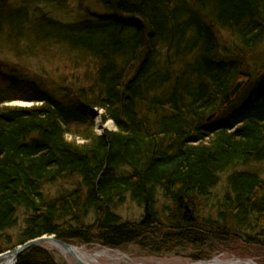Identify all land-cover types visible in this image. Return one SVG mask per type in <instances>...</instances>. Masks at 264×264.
<instances>
[{"label":"trees","instance_id":"obj_1","mask_svg":"<svg viewBox=\"0 0 264 264\" xmlns=\"http://www.w3.org/2000/svg\"><path fill=\"white\" fill-rule=\"evenodd\" d=\"M263 44L264 0H0V49L72 66L53 87L0 66V254L44 235L193 261L264 251ZM92 109L115 128L97 134ZM16 264L57 262L37 245Z\"/></svg>","mask_w":264,"mask_h":264},{"label":"rangeland","instance_id":"obj_2","mask_svg":"<svg viewBox=\"0 0 264 264\" xmlns=\"http://www.w3.org/2000/svg\"><path fill=\"white\" fill-rule=\"evenodd\" d=\"M93 9L97 10V12H103V9L101 6H92ZM70 15L67 16V19L69 17H74L78 12L76 10L67 9L66 11ZM220 41L222 45H226L225 43L231 42L230 37L227 35H224L220 37ZM229 46V45H227ZM48 59L45 58H37L35 64V68L33 67H26L23 65V60L17 58V53L9 50V49H0V64L7 66V70H11L14 68H17V71L27 73L28 75H32L35 77H39L40 80H44V84H49L52 87L54 86L52 83H59V77L61 75L59 74H66L67 72L70 73L72 70V66L70 69L64 68V64L62 63V60L55 56L51 57L50 53H48ZM253 57L257 61V68L260 69L264 63V44L252 52ZM39 60H42V62L45 64L46 69L48 70V73L52 75V77L48 76L50 79H43L44 76L40 73V62ZM89 65V64H87ZM21 66V68H20ZM253 67V66H252ZM255 67V66H254ZM255 67V68H256ZM57 68V69H56ZM251 68V67H250ZM264 70V68L262 69ZM260 70L259 72H262ZM258 71V70H257ZM70 75V74H69ZM45 78V77H44ZM75 82H78L79 80L73 79ZM71 81V79H69ZM9 106H20V107H30L32 104L30 102H24V101H13L8 103ZM236 105V103H235ZM231 109V106L229 107ZM217 116H220L218 114ZM95 131L97 133H101L102 129L94 124ZM112 129V128H107ZM63 187V186H62ZM120 214L122 217H126L127 219H133L137 217L140 214L139 211L134 207L133 205L127 204L123 209H121ZM72 246H82L83 250L89 254L94 253H102V251H105L106 255H102L96 259L97 264H191L195 263L196 261H193L189 258L191 253L188 250L182 251L177 250L170 252L168 254H157V255H150L149 252L137 247L136 245H129L124 250H113V249H105L103 247H100L98 245L89 244H79V243H71ZM42 246L45 250L52 253V255L55 258V261L57 264H75L73 259L69 255L63 254L62 251L52 247L49 244H42ZM238 245H229L225 251V249L222 248V246L217 247V250L220 249L221 252L218 254H213L211 257L209 256L207 259L198 260V261H209L211 259L217 258L220 261H223L225 264H264V251L260 250H252L249 247L246 246H238ZM236 248V250H235ZM223 250V251H222ZM235 252V253H233ZM200 253V252H198ZM197 253V254H198ZM125 258H124V257ZM234 262V263H233ZM236 262V263H235ZM96 264V263H93Z\"/></svg>","mask_w":264,"mask_h":264},{"label":"bare ground","instance_id":"obj_3","mask_svg":"<svg viewBox=\"0 0 264 264\" xmlns=\"http://www.w3.org/2000/svg\"><path fill=\"white\" fill-rule=\"evenodd\" d=\"M23 65H24V63H23ZM6 67L7 66H4V70H6V71H17V68H14V69H11V70H7L6 69ZM28 67H32L31 65L30 66H28ZM20 68H21V66H20ZM34 68V67H33ZM19 72V71H18ZM42 74V73H41ZM240 82V81H239ZM233 88L234 87H232L231 88V90L230 91H232L233 90ZM242 89V87L240 88V90ZM239 93V91L235 94V96L232 98V99H234L235 97H236V95ZM234 106H231V109L230 108H228L227 109V113L228 112H231V110H232V108H233ZM90 113H91V117H92V121H93V123L95 124L96 123V125L98 126V127H100L101 129H102V132L101 133H103L105 130H107V128H112L111 130H113L114 128H115V126H114V123L111 121V120H104L103 119V113L101 112V111H99V110H97V109H92L91 111H90ZM220 119V116H216L215 114H212V115H210V116H208V118H207V122L208 123H213V122H215V121H217V120H219ZM95 128V127H94ZM108 130H110V129H108ZM97 133V132H96ZM101 133H97V134H101ZM45 236H47V235H45ZM53 237V236H52ZM44 244H48V243H44ZM40 245H42V244H40ZM49 245H51V244H49ZM52 247H54V248H56L54 245H51ZM82 246H72L71 247V251H72V253L75 255V257L78 259V260H80L83 264H93V263H96L97 264V262H96V259L98 258V257H100V256H102V255H106L107 256V254H106V252L105 251H102V253L100 252V253H94V254H89V253H87V252H85L84 250H83V248H81ZM56 249H58V250H60V251H62L63 252V254H65V255H69L68 253H64V251L62 250V249H60V248H56ZM106 249V248H105ZM108 250V249H107ZM70 257H71V255H69ZM124 257V256H123ZM72 258V257H71ZM125 258V257H124ZM73 259V258H72ZM13 257L12 256H10V255H8V254H5V255H3L1 258H0V264H13ZM73 261L75 262V260L73 259ZM234 263V262H233ZM236 263V262H235ZM75 264H77L76 262H75ZM134 264V263H133ZM191 264H225V263H223V261H220V260H218L217 258H214V259H211V260H209V261H196L195 263H191ZM231 264V263H230Z\"/></svg>","mask_w":264,"mask_h":264},{"label":"water","instance_id":"obj_4","mask_svg":"<svg viewBox=\"0 0 264 264\" xmlns=\"http://www.w3.org/2000/svg\"><path fill=\"white\" fill-rule=\"evenodd\" d=\"M144 27H145V30H146V35H149L150 34V29L147 27L146 24H144ZM243 85V82H238L236 83V85L234 86L233 90L230 92V97L233 98L235 96V94L240 90V88L242 87ZM44 243H48V244H51V245H54L56 248H60L64 251V253H68L69 255H71V257L75 260V262L77 264H83L80 260H78L75 255L72 253L71 251V245L61 241V240H58L52 236H41L39 238H36V239H33V240H30L22 245H19L17 246L14 250L12 251H8V252H5L3 254H0V258L5 255V254H8L10 256L13 257V264H16V261H17V257L19 254H21L23 251H25L26 249L30 248V247H33V246H37V245H40V244H44ZM133 264V263H132Z\"/></svg>","mask_w":264,"mask_h":264}]
</instances>
